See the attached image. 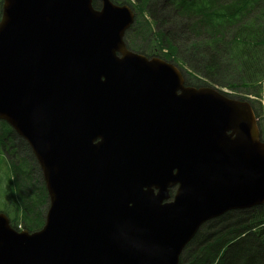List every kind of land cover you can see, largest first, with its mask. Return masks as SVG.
<instances>
[{
    "label": "water",
    "instance_id": "1",
    "mask_svg": "<svg viewBox=\"0 0 264 264\" xmlns=\"http://www.w3.org/2000/svg\"><path fill=\"white\" fill-rule=\"evenodd\" d=\"M128 9L3 0L0 120L29 143L49 204L32 233L0 212V264H179L204 223L264 202L250 105L128 52Z\"/></svg>",
    "mask_w": 264,
    "mask_h": 264
},
{
    "label": "trees",
    "instance_id": "2",
    "mask_svg": "<svg viewBox=\"0 0 264 264\" xmlns=\"http://www.w3.org/2000/svg\"><path fill=\"white\" fill-rule=\"evenodd\" d=\"M111 1L135 12L136 22L125 37L127 48L149 58L178 62L172 64L181 65L178 67L188 83L195 84V74H199L209 80L201 85L223 84L222 88L240 96L239 84L234 83L237 79L245 87L263 82L264 72L254 74L252 70L258 50L264 48V0ZM179 52H186L190 61L180 58ZM182 64L191 69L184 72ZM25 150L31 152L7 123L0 121V167L10 165L12 181L6 185L17 189L14 213L22 215L24 230L32 233L45 224L48 197L40 173L42 184L31 177L34 170L24 173L34 167L18 157ZM9 219L20 230L14 219ZM179 264H264V206L230 211L206 222L183 250Z\"/></svg>",
    "mask_w": 264,
    "mask_h": 264
},
{
    "label": "rangeland",
    "instance_id": "3",
    "mask_svg": "<svg viewBox=\"0 0 264 264\" xmlns=\"http://www.w3.org/2000/svg\"><path fill=\"white\" fill-rule=\"evenodd\" d=\"M164 3H168V0H164ZM2 15H3V3H0V20L2 19ZM175 25H176V22H173V24L171 26L175 27ZM254 37L255 36H253L251 38V43H252V39ZM251 43H250V45H251ZM250 45H249V50H252L253 52H255V48L250 47ZM258 51H259V53H257L255 56L256 57V65H253L252 71L254 74L260 73L261 75H263L262 72H264V48L259 49ZM179 53H180V55H179L180 58L182 57V59H184L186 57V60L190 61L188 56L184 55V54H186V52H179ZM171 62L174 64L178 63V62L172 61V60H171ZM183 65L184 64H182V66ZM178 66H181V65H178ZM181 68L183 69L184 72L189 71V69H191L185 65H184V67H181ZM186 74H189V73L187 72ZM194 82L196 83V85H201L204 83V78L202 76H200L199 74H195ZM207 83L209 85L217 88L218 90H222L223 92L225 91L229 97L236 98V99H239L241 101H243V100L250 101L254 105V107L257 111L260 110L258 113V118L260 121V128L262 131V142H264V84H262L261 86L259 84H255V85H251L249 87H245L242 84H240V81L237 79L236 82H234V83H238L239 85H238L237 89L242 91L240 93V96H239V94L234 92V91H231V90L226 89V88H222L223 84L212 85L209 82H207ZM252 93H256L258 95V97L251 95ZM8 126L13 130V128L10 125H8ZM18 137H20L29 146V148L31 150V152H29V151L27 152V150H25L26 151L25 153L24 152H21V154L18 153V157H20L23 160H28L29 162L34 164V167L32 166V169L31 168L30 169H24V173L30 174V173H32V170H34V172H33L34 174L31 177L34 179V181L36 180V183L39 182L40 184H42L40 177L43 178V175H42L41 169L39 168V164H38V161L35 157L34 152L32 151L29 143L25 139H23L19 135H18ZM8 152H9V148H8ZM36 161H37V163H36ZM3 166L4 167H0V211H2L4 213L8 212L7 214L9 215V217L14 219L13 223H17L18 227L21 230H23L25 225H23L24 219L22 218V215L21 214L15 215V213H14V203L13 202L17 198V194H18L16 186L15 185H11V186L6 185L8 181L9 182L12 181V178H11L12 170H10L9 163L8 164L3 163ZM38 172L40 173V177H39ZM4 176H6V178ZM171 194L174 195V192H172ZM47 197H48V194H47ZM48 204H49V199H47V205H46V208H44L45 209V211H44L45 215L47 212Z\"/></svg>",
    "mask_w": 264,
    "mask_h": 264
},
{
    "label": "bare ground",
    "instance_id": "4",
    "mask_svg": "<svg viewBox=\"0 0 264 264\" xmlns=\"http://www.w3.org/2000/svg\"><path fill=\"white\" fill-rule=\"evenodd\" d=\"M119 6H127L129 9L127 10V12H130V11H132L133 9L130 7V6H128V5H119ZM134 11V10H133ZM132 11V12H133ZM135 13V12H134ZM135 15V14H134ZM135 17H136V15H135ZM133 25H134V23L133 24H131V28L133 27ZM127 34V33H126ZM126 34L124 35V39H125V37H126ZM124 43H125V48H126V50L128 51V52H130V53H132V54H134V55H137V56H143V55H140V54H137V53H134V52H132V51H130L128 48H127V45H126V42H125V40H124ZM178 67V66H177ZM178 70L180 71V73H181V75L185 78V75H184V73L179 69V67H178ZM0 121H2V120H0ZM3 122H5V121H3ZM226 213H228V212H226ZM225 213V214H226ZM205 224V223H204ZM203 224V225H204ZM202 225V226H203ZM201 226V227H202ZM200 227V228H201ZM185 249V248H184Z\"/></svg>",
    "mask_w": 264,
    "mask_h": 264
},
{
    "label": "flooded vegetation",
    "instance_id": "5",
    "mask_svg": "<svg viewBox=\"0 0 264 264\" xmlns=\"http://www.w3.org/2000/svg\"><path fill=\"white\" fill-rule=\"evenodd\" d=\"M172 192H174V194H175V189L170 192L171 197L173 196V194H171Z\"/></svg>",
    "mask_w": 264,
    "mask_h": 264
}]
</instances>
